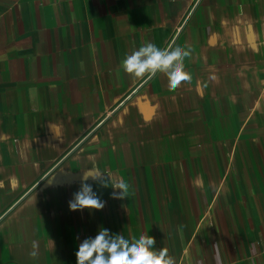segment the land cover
<instances>
[{"label": "crops", "instance_id": "obj_1", "mask_svg": "<svg viewBox=\"0 0 264 264\" xmlns=\"http://www.w3.org/2000/svg\"><path fill=\"white\" fill-rule=\"evenodd\" d=\"M147 42L190 46L191 82L126 74ZM93 167L126 198L89 179L105 207L70 211ZM101 227L147 232L176 264H264V0L0 11V264H76Z\"/></svg>", "mask_w": 264, "mask_h": 264}, {"label": "clouds", "instance_id": "obj_2", "mask_svg": "<svg viewBox=\"0 0 264 264\" xmlns=\"http://www.w3.org/2000/svg\"><path fill=\"white\" fill-rule=\"evenodd\" d=\"M190 46H175L161 49L153 42H147L138 50L133 51L121 62L124 72L133 79H149L158 73L167 77L169 88L176 89L183 82H191V74L185 68V59H191ZM91 179L103 187H111L113 199H124L128 192L125 181L106 175L93 167L82 171L79 190L73 193V198L68 201L70 211L102 210L103 201L92 185L87 181ZM155 238L147 232L139 234L138 238H125L123 234H112L101 227L95 237L85 238L76 251V264H176L174 257L169 255L165 248H155ZM36 242H33L35 248ZM35 255V252L32 253Z\"/></svg>", "mask_w": 264, "mask_h": 264}, {"label": "rangeland", "instance_id": "obj_3", "mask_svg": "<svg viewBox=\"0 0 264 264\" xmlns=\"http://www.w3.org/2000/svg\"><path fill=\"white\" fill-rule=\"evenodd\" d=\"M16 0H0V11L14 3Z\"/></svg>", "mask_w": 264, "mask_h": 264}]
</instances>
